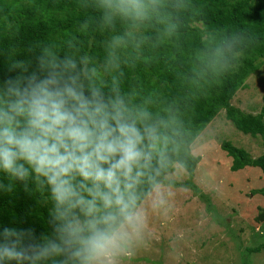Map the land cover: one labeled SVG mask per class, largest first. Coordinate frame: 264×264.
I'll use <instances>...</instances> for the list:
<instances>
[{"label":"clouds","instance_id":"9594fccd","mask_svg":"<svg viewBox=\"0 0 264 264\" xmlns=\"http://www.w3.org/2000/svg\"><path fill=\"white\" fill-rule=\"evenodd\" d=\"M100 6L144 19L163 0ZM9 72L0 81V190L19 183L39 192L51 202V231L4 227L0 264H119L147 229L143 198L155 193L154 206L163 203L164 123L118 88L105 95L87 59L61 55L55 43L39 46L34 59H10Z\"/></svg>","mask_w":264,"mask_h":264},{"label":"trees","instance_id":"16d2710c","mask_svg":"<svg viewBox=\"0 0 264 264\" xmlns=\"http://www.w3.org/2000/svg\"><path fill=\"white\" fill-rule=\"evenodd\" d=\"M100 4L0 0V81L15 75L9 72L10 59H34L41 45L55 43L61 55L86 58L105 95L118 88L164 123L171 140L170 164L158 177L163 185H175L167 177L176 166L190 175L198 171L202 154H194V144L218 118V133L228 135L234 125L240 135L259 139L264 150V98L256 115L232 103L264 66V0H163L144 19L112 15ZM115 37L122 38L118 45ZM222 138L220 151L231 159L232 172L253 167L264 175V152L253 157ZM0 181L7 183L2 174ZM143 190L149 191L148 185ZM255 193L264 198V187ZM50 208V201L22 184L11 192L0 190V230L33 228L37 236L50 232ZM262 250L264 244L248 249Z\"/></svg>","mask_w":264,"mask_h":264},{"label":"rangeland","instance_id":"374dc122","mask_svg":"<svg viewBox=\"0 0 264 264\" xmlns=\"http://www.w3.org/2000/svg\"><path fill=\"white\" fill-rule=\"evenodd\" d=\"M246 84L232 103L259 114L264 66ZM219 120L194 144V154H202L198 171L190 175L176 166L167 177L175 185L161 184L163 203L154 206L155 193L143 202L147 229L119 264H264V250L248 251L264 244V220H258L259 214L264 216V198L255 193L264 187V175L253 167L232 172L231 159L220 151L224 136L253 157L264 150L259 139L240 135L225 119L221 123L230 127L229 134L218 133Z\"/></svg>","mask_w":264,"mask_h":264}]
</instances>
